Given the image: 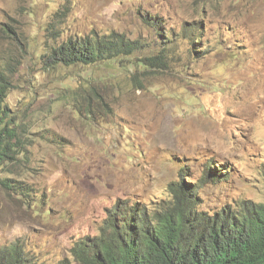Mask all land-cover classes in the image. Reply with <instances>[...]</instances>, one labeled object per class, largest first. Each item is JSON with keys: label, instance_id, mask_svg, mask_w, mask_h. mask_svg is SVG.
<instances>
[{"label": "rangeland", "instance_id": "obj_1", "mask_svg": "<svg viewBox=\"0 0 264 264\" xmlns=\"http://www.w3.org/2000/svg\"><path fill=\"white\" fill-rule=\"evenodd\" d=\"M146 17L173 38L199 21L207 47L190 56L178 40L174 63L146 72L131 58L45 62L56 42L92 31L157 45ZM10 56L6 104L30 146L25 167L1 176L28 185L37 206L0 187V246L19 240L56 264L117 202L165 198L180 168L201 179L208 158L229 177L200 185V209L264 200V0H0V63Z\"/></svg>", "mask_w": 264, "mask_h": 264}, {"label": "trees", "instance_id": "obj_2", "mask_svg": "<svg viewBox=\"0 0 264 264\" xmlns=\"http://www.w3.org/2000/svg\"><path fill=\"white\" fill-rule=\"evenodd\" d=\"M157 19L144 18L146 25ZM157 45H146L123 34L95 31L82 37H69L51 46L45 57L48 66L113 67L122 59H133L141 72L166 69L174 63L172 45L187 42L190 56L203 52L200 45L202 27L199 21L185 22L178 35L163 37L156 27ZM200 48V49H199ZM41 58L44 55L40 56ZM14 56L0 63V187L23 199L29 206H37L31 197L32 189L1 173L16 174L29 158L28 137L21 124L10 116L6 104L14 88L17 73ZM118 69L125 70L119 63ZM28 140V141H27ZM207 170L201 179L188 176L180 168L178 179L167 184V196L152 203L142 201L117 202L108 212L98 235L85 237L72 244L70 258L56 264H264V200L254 202L240 199L224 203L216 210L199 208V187L206 181L227 180L208 158ZM220 165H218L219 167ZM0 264H40L25 251L22 242L0 246Z\"/></svg>", "mask_w": 264, "mask_h": 264}]
</instances>
